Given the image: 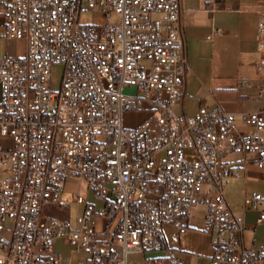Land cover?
<instances>
[{
	"label": "built area",
	"instance_id": "1",
	"mask_svg": "<svg viewBox=\"0 0 264 264\" xmlns=\"http://www.w3.org/2000/svg\"><path fill=\"white\" fill-rule=\"evenodd\" d=\"M83 7L107 8V22L80 25ZM182 15L183 0H0V40L26 42L22 57L0 55V264H185L165 226L179 244L199 205L210 264H264V242H244L245 215L229 201L227 180L240 171L226 160L253 155L264 179V111L245 114L247 130L221 108L175 112L188 69ZM258 18L264 74V9ZM55 64L64 65L57 91ZM148 111L125 126L126 113ZM73 179L104 204L81 190L66 198ZM262 202L248 192L243 208ZM72 205L75 222L49 214ZM99 219L114 226L106 236Z\"/></svg>",
	"mask_w": 264,
	"mask_h": 264
},
{
	"label": "crops",
	"instance_id": "2",
	"mask_svg": "<svg viewBox=\"0 0 264 264\" xmlns=\"http://www.w3.org/2000/svg\"><path fill=\"white\" fill-rule=\"evenodd\" d=\"M262 9L264 0H183L188 69L184 105L175 107L176 113L193 115L201 107L221 108L236 115L240 130L251 129L245 114L264 111V74L257 69L258 11ZM226 160L240 171L239 177L227 180L228 194L232 187L240 189L242 199L245 193L259 191L250 189L251 174H260L253 155L234 153ZM263 207L264 202L258 209L244 210L242 200L240 210H236L245 215L247 245L260 246L264 242V226L257 223ZM205 213L203 205L192 210L189 229L179 244L171 242L175 229L165 226L169 245L181 250L179 256L185 264L211 263V237L202 230ZM113 228L107 229V220L99 219L98 230L104 236Z\"/></svg>",
	"mask_w": 264,
	"mask_h": 264
},
{
	"label": "rangeland",
	"instance_id": "3",
	"mask_svg": "<svg viewBox=\"0 0 264 264\" xmlns=\"http://www.w3.org/2000/svg\"><path fill=\"white\" fill-rule=\"evenodd\" d=\"M108 11L107 8H103L101 11L98 10H88L86 7H83L80 12L79 17V23L82 26H90V25H100L107 22L108 18L106 17V12ZM112 21H118L120 19V16L117 14L112 13L111 18ZM6 50L9 52V54H15L18 57H22L25 54L26 51V42L23 39H13L10 38L9 40H0V55H4L6 53ZM64 74V65L63 64H55L52 68V86L54 90H59L62 84ZM150 115V112H144V113H133L128 112L125 114V126L130 128L134 127L136 125H139L141 122H143L146 118H148ZM257 167V166H256ZM258 169V168H257ZM259 171V170H258ZM260 173V171H259ZM260 174H251V180H250V189L251 190H259L264 192V181L260 179ZM82 191L85 196H87L88 201L96 206H101L104 204L103 201L98 199L94 192L89 189L87 186L80 185L79 181L77 179L69 180L66 184V192H67V198H70L72 194L77 193L79 191ZM230 190V189H229ZM229 201L231 202L232 206L235 208V210H240V205L242 199V193L240 189H235L232 187V191H229L228 194ZM49 214L51 216L64 219L67 217H70L71 220H74L75 215V205H72L68 211H61L56 207H52L49 211ZM58 250L59 253L64 257H69L70 255V246H65L63 243V240H60L58 242ZM162 252H153L148 253L147 256L153 257V256H161ZM87 256L82 254H76L74 256L75 262L78 260H86ZM131 258H135L137 260H140L141 258L139 256H131Z\"/></svg>",
	"mask_w": 264,
	"mask_h": 264
}]
</instances>
